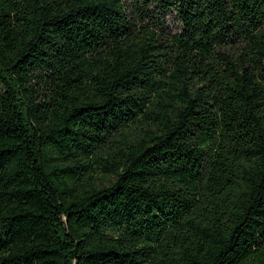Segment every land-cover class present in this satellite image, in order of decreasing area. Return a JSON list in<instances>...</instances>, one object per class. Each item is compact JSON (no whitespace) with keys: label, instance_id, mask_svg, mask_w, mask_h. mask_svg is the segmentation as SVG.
I'll return each mask as SVG.
<instances>
[{"label":"trees","instance_id":"16d2710c","mask_svg":"<svg viewBox=\"0 0 264 264\" xmlns=\"http://www.w3.org/2000/svg\"><path fill=\"white\" fill-rule=\"evenodd\" d=\"M0 264H264V0H0Z\"/></svg>","mask_w":264,"mask_h":264},{"label":"rangeland","instance_id":"374dc122","mask_svg":"<svg viewBox=\"0 0 264 264\" xmlns=\"http://www.w3.org/2000/svg\"><path fill=\"white\" fill-rule=\"evenodd\" d=\"M165 29L167 31H175L177 29L173 14H170L165 18Z\"/></svg>","mask_w":264,"mask_h":264}]
</instances>
